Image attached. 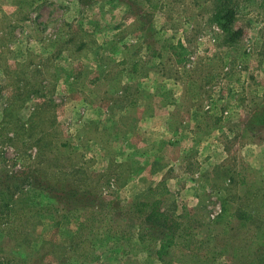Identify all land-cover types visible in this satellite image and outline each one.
Wrapping results in <instances>:
<instances>
[{
    "label": "rangeland",
    "instance_id": "rangeland-1",
    "mask_svg": "<svg viewBox=\"0 0 264 264\" xmlns=\"http://www.w3.org/2000/svg\"><path fill=\"white\" fill-rule=\"evenodd\" d=\"M262 228L264 0H0V264H264Z\"/></svg>",
    "mask_w": 264,
    "mask_h": 264
},
{
    "label": "trees",
    "instance_id": "trees-1",
    "mask_svg": "<svg viewBox=\"0 0 264 264\" xmlns=\"http://www.w3.org/2000/svg\"><path fill=\"white\" fill-rule=\"evenodd\" d=\"M174 56L177 62L186 61L187 55L189 54L188 49L184 47L182 43L176 46H171ZM193 164V166H192ZM198 165L194 163H187V170L190 172L196 171ZM5 209L10 210V205L4 203ZM135 214L140 215L144 222L157 231L154 239L158 242V248L156 250V255L159 260L166 262V256L169 255L171 249L178 243V237L185 233L184 223L180 222L176 217H174V212L170 209H163L161 207V200H155L152 202L148 201H137L134 205ZM5 210L2 211V214ZM228 209L223 210L222 217L231 216L235 217L243 222L248 221L251 215L243 210H238L237 212L230 213ZM4 215V214H3ZM185 235V234H184ZM258 236L253 239L250 243L252 247L264 246V228L260 229ZM187 234L184 236L187 240ZM188 241V240H187Z\"/></svg>",
    "mask_w": 264,
    "mask_h": 264
},
{
    "label": "crops",
    "instance_id": "crops-1",
    "mask_svg": "<svg viewBox=\"0 0 264 264\" xmlns=\"http://www.w3.org/2000/svg\"><path fill=\"white\" fill-rule=\"evenodd\" d=\"M160 113L158 112V111H153V112H151L150 114H148V115H145L144 114V111L142 112V113H140L139 115H140V117H141V119L139 120V122H138V125H137V131L140 133V131L139 130H141V128H143L142 127V124H143V122H144V117L145 116H147V117H149V118H147L146 120V122L145 123H148V126H151L152 128H153V126L154 125H151L150 123H149V119H155V118H159L160 117V115H159ZM171 113L170 112H165V121L163 122V124L165 125V130L166 131H168L169 130V128H170V130H169V132L170 133H174V137L176 136V134H177V131H176V128H171V125H170V117H171ZM172 118V117H171ZM155 124H157V123H155ZM155 133H157V132H155ZM154 132L153 133H151V138H152V144H156L157 143V135L155 134ZM182 136H183V134L181 133L180 135H179V137H175V139L176 138H178V139H180V138H182ZM185 139V138H184ZM142 142H143V138H142ZM143 144H144V142H143ZM156 148H157V146H156ZM191 154V153H190ZM190 154L189 153H186L185 152V155L182 157V160L180 161V164H182V166H183V168L185 169V172L187 173V174H189V173H195V172H197V171H201L202 172V169H205V165H206V163L204 164V162H199V165L196 163V161H195V163H194V165L196 166V164L199 166L198 167V169L196 170V171H193V172H190V171H188L187 170V163H192V162H189V160H191L190 159ZM200 159V158H199ZM192 166H193V164H192ZM207 168V167H206ZM142 170V169H141ZM184 172V173H185ZM137 173H139V171L137 172Z\"/></svg>",
    "mask_w": 264,
    "mask_h": 264
}]
</instances>
